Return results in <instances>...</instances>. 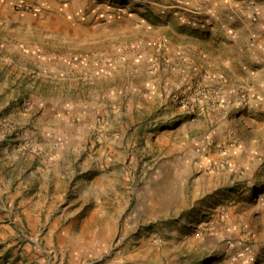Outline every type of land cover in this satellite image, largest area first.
<instances>
[{"label":"rangeland","instance_id":"1","mask_svg":"<svg viewBox=\"0 0 264 264\" xmlns=\"http://www.w3.org/2000/svg\"><path fill=\"white\" fill-rule=\"evenodd\" d=\"M259 2L0 0V264H264V128L211 117Z\"/></svg>","mask_w":264,"mask_h":264},{"label":"crops","instance_id":"2","mask_svg":"<svg viewBox=\"0 0 264 264\" xmlns=\"http://www.w3.org/2000/svg\"><path fill=\"white\" fill-rule=\"evenodd\" d=\"M176 7L183 10L180 6ZM249 8L251 10L246 14V17L244 16L245 18L243 21L244 26L253 28L251 34L252 40L246 43L236 42V40L233 43H229L230 46L228 48L232 46V48L236 50L235 54L231 53L230 57L223 55L220 62H212V65L218 68L215 72L216 80L220 79L225 82L223 78L227 76L224 72L232 71L236 74L237 79L242 80L244 84L238 83L228 86L226 84H221L219 81H213V83L221 85V98L226 107H220L221 110H212L213 113L211 117L214 123L212 129L216 128V130H220L225 123L227 125L226 128H230L233 125L235 126L233 130H236L237 138L240 139V142L252 144L255 142L253 140H248V135L250 134L251 136L254 134L255 137V133H257L255 129L264 128V0H260L255 6H250ZM254 29L256 31H254ZM223 45H225V43H223ZM225 61L227 62L226 64L224 63ZM220 65L228 66H225L226 69H219ZM210 68H213V66H210ZM212 80L211 77L208 81L212 83ZM246 89L250 92L247 98L242 96V93H244ZM245 102L249 104L247 112L242 110L243 107H241ZM244 115H246V117ZM236 117H238V120ZM244 126L247 127L248 131L243 128ZM47 129L51 130V128ZM53 132L54 134L51 132L48 137L44 135L46 142H48V138L52 139L50 144L58 145L60 142L62 144V142L65 143V140L68 142L71 138L76 136H72V130H67V132H69L68 135H63V132H59V135L55 134L54 129ZM228 135L226 131H221L218 136L219 141L229 137ZM263 137L264 134L262 135V138ZM212 138L213 134H209L208 139L211 140ZM4 158L9 162L11 161L10 156H4Z\"/></svg>","mask_w":264,"mask_h":264},{"label":"built area","instance_id":"3","mask_svg":"<svg viewBox=\"0 0 264 264\" xmlns=\"http://www.w3.org/2000/svg\"><path fill=\"white\" fill-rule=\"evenodd\" d=\"M122 1H124V0H122ZM138 1L141 3H146V0H138Z\"/></svg>","mask_w":264,"mask_h":264}]
</instances>
